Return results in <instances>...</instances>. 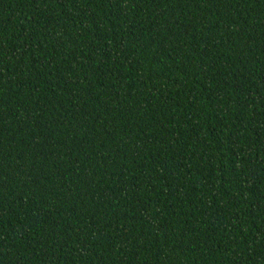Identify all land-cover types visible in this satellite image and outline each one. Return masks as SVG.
<instances>
[{"label": "trees", "instance_id": "obj_1", "mask_svg": "<svg viewBox=\"0 0 264 264\" xmlns=\"http://www.w3.org/2000/svg\"><path fill=\"white\" fill-rule=\"evenodd\" d=\"M0 264H264V0H0Z\"/></svg>", "mask_w": 264, "mask_h": 264}]
</instances>
